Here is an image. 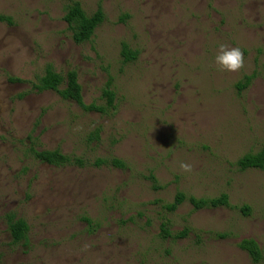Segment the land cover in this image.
<instances>
[{
    "label": "rangeland",
    "instance_id": "1",
    "mask_svg": "<svg viewBox=\"0 0 264 264\" xmlns=\"http://www.w3.org/2000/svg\"><path fill=\"white\" fill-rule=\"evenodd\" d=\"M70 1L105 14L82 45L64 21ZM0 16L11 20L0 23V264H255L244 240L264 264V170L238 167L264 148V0H0ZM222 44L241 50L237 71L215 64ZM48 66L76 72L87 105L104 106L112 80L116 109L36 93ZM178 193L227 194L231 208L169 213ZM13 220L29 227L19 244Z\"/></svg>",
    "mask_w": 264,
    "mask_h": 264
},
{
    "label": "trees",
    "instance_id": "2",
    "mask_svg": "<svg viewBox=\"0 0 264 264\" xmlns=\"http://www.w3.org/2000/svg\"><path fill=\"white\" fill-rule=\"evenodd\" d=\"M64 21L68 25L72 33L73 41L82 45L93 38L96 30L104 23L105 14L102 8H99L93 15L88 16L78 2L70 1L65 9ZM11 20L0 16V23ZM122 57L124 63L135 62L138 58V53L131 51L127 46L122 50ZM12 82L17 80H11ZM252 77L246 78L245 85L241 88L251 84ZM112 80L107 83V89L103 92V99L106 101L104 106L96 104L87 105L84 101L82 86L79 82V77L76 72H69L66 76L57 73L54 68L48 66L44 75L38 79L37 83L33 85V91L38 94L45 92H54L58 94L63 100L77 104L86 113H98L108 115L116 109V94L113 90ZM32 156L40 163L55 167L79 166L84 167L83 160L78 158H70L61 153L60 150L55 151H36L31 149ZM111 164L115 167L123 168L124 165L118 160H112L110 163L103 160H97L94 166L100 167L102 165ZM240 171H247L250 169L264 170V148L258 154H249L243 157L238 162ZM156 182V178H151ZM185 202H189L194 211L215 210L220 208H231L230 198L227 194H223L214 199H197L195 197H187L184 193H178L173 203L165 206L169 213H175ZM244 215L248 216L250 209L244 207L241 209ZM29 232L27 223L23 220L12 221L10 223V233L15 244L25 241ZM161 236L163 239L173 238L169 230L168 224L162 225ZM186 236V233H180L175 238L181 239ZM239 248L249 254L255 264H260L262 261V251L258 244L253 240H244L240 243Z\"/></svg>",
    "mask_w": 264,
    "mask_h": 264
},
{
    "label": "clouds",
    "instance_id": "3",
    "mask_svg": "<svg viewBox=\"0 0 264 264\" xmlns=\"http://www.w3.org/2000/svg\"><path fill=\"white\" fill-rule=\"evenodd\" d=\"M214 62L219 66L220 70L234 72L240 69L243 65V54L238 47H229L227 45H220L218 54L214 58ZM181 167L188 171L190 166L182 164Z\"/></svg>",
    "mask_w": 264,
    "mask_h": 264
}]
</instances>
